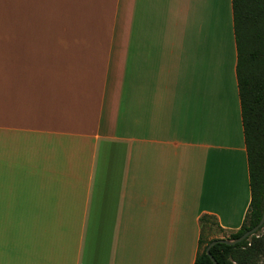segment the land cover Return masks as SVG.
<instances>
[{
  "label": "crops",
  "instance_id": "1",
  "mask_svg": "<svg viewBox=\"0 0 264 264\" xmlns=\"http://www.w3.org/2000/svg\"><path fill=\"white\" fill-rule=\"evenodd\" d=\"M237 63L232 0H0V264H194L237 232Z\"/></svg>",
  "mask_w": 264,
  "mask_h": 264
},
{
  "label": "trees",
  "instance_id": "2",
  "mask_svg": "<svg viewBox=\"0 0 264 264\" xmlns=\"http://www.w3.org/2000/svg\"><path fill=\"white\" fill-rule=\"evenodd\" d=\"M232 2L238 50L237 77L252 192L242 227L225 237L237 239L258 225L264 214V0ZM206 220L210 221L204 216L202 222ZM261 231L264 232V224L256 234L239 243H217L211 248V254L219 264H257L264 255ZM211 241L200 239L194 264H214L206 252Z\"/></svg>",
  "mask_w": 264,
  "mask_h": 264
},
{
  "label": "water",
  "instance_id": "3",
  "mask_svg": "<svg viewBox=\"0 0 264 264\" xmlns=\"http://www.w3.org/2000/svg\"><path fill=\"white\" fill-rule=\"evenodd\" d=\"M264 224V214L263 217L261 219V221L259 222L258 225H256L255 227H253L252 229L246 231L241 237L237 238V239H226V238H220V239H214L210 242V244L207 246L206 252L207 254L210 256V258L212 259L214 264H219L217 262V260L214 258V256L211 254V248L216 245L217 243H225V244H229V245H234L236 243H239L249 237H251L252 235L256 234V232H258L262 226Z\"/></svg>",
  "mask_w": 264,
  "mask_h": 264
},
{
  "label": "rangeland",
  "instance_id": "4",
  "mask_svg": "<svg viewBox=\"0 0 264 264\" xmlns=\"http://www.w3.org/2000/svg\"><path fill=\"white\" fill-rule=\"evenodd\" d=\"M211 233H213V234H215V235H226V236H227L226 233L221 234V233L219 232V230H218L216 227L211 231ZM260 234L262 235V234H264V232L261 231ZM204 239H205L206 241L208 240V231H205ZM204 246H205V244H203L202 248H203ZM257 264H264V255L262 256V258L259 260V262H258Z\"/></svg>",
  "mask_w": 264,
  "mask_h": 264
}]
</instances>
